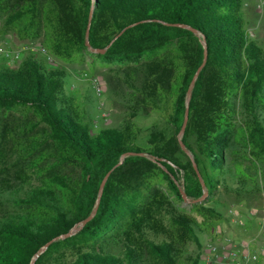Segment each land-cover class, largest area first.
<instances>
[{
    "label": "trees",
    "instance_id": "16d2710c",
    "mask_svg": "<svg viewBox=\"0 0 264 264\" xmlns=\"http://www.w3.org/2000/svg\"><path fill=\"white\" fill-rule=\"evenodd\" d=\"M242 7L243 0H0V35L38 43L53 59L33 51L17 67L0 61V109L24 108L35 118L17 138L37 177L43 176L45 143H51L54 165L63 171L45 169L49 175L22 195L8 183V189L0 185V197L10 195L17 206L27 205L23 212L0 214V264H197V259L182 261L180 248L198 243L199 232H210L220 222L219 213L196 203L192 212L204 219L197 223L178 213L170 199L182 203L181 188L190 200L204 189L212 197L233 173L248 178L239 157L254 167L264 163V48L247 32ZM91 9L88 42L104 53L85 45ZM203 43L207 60L191 91L182 141L204 187L189 158L183 162L174 156L173 143L180 149L175 138L137 146L135 123L91 136L77 121L75 88L63 93V84L80 77L88 58L91 70L96 64L110 67L108 72L140 94L143 105L178 134ZM92 121L89 117L93 129ZM2 152L0 175L8 169ZM128 152L159 162L124 158L109 175L95 215L66 236L91 214L103 177ZM162 216L170 228L162 227ZM158 226L166 238L147 239ZM118 234L124 240L122 255L97 247L99 239Z\"/></svg>",
    "mask_w": 264,
    "mask_h": 264
},
{
    "label": "rangeland",
    "instance_id": "374dc122",
    "mask_svg": "<svg viewBox=\"0 0 264 264\" xmlns=\"http://www.w3.org/2000/svg\"><path fill=\"white\" fill-rule=\"evenodd\" d=\"M242 18L245 28L250 33L252 39L264 48V0H243ZM0 43L19 45L30 42L20 41L10 34H7L5 36L0 35ZM24 57L25 55L14 62L16 67L20 65ZM88 63L89 59L87 58L86 63L84 66H81V69L100 77L104 88L102 100L108 112L107 125L99 130H93L91 128L89 117L97 115L98 99L85 84L71 79L69 83L63 84L62 90L64 94L68 95L72 91L71 85H75L73 95L77 102L76 118L83 128L89 130L91 136L98 134L101 129H123L125 126L130 128L132 127V123H135L140 130L135 140L137 146L147 148L157 142V140L160 142L163 139H178V134L174 133L173 127L162 119L158 112L143 105L140 94L130 89L121 78L108 72L110 67L96 64L95 69L91 70ZM69 67L73 70L77 69L76 66ZM237 116L238 119L243 118L241 107L238 108ZM34 119L32 113L24 108L11 111L0 109V149L3 151L1 162L8 168L4 172L5 174L0 175V185L3 184V188L8 189V185L5 184L8 183L11 188L18 190L20 195L26 193L24 190L29 189L31 185L41 184L42 178L49 175L45 169H49L50 173L55 174L63 172L60 169L61 167H55L54 165V159L51 156V143H45L43 145L42 150L44 152H41L40 155L43 159L40 164L43 169V176L37 177L35 169L30 167L31 165L27 161L25 152L23 151L24 147H22V142H19L17 137L20 136L19 131L21 127ZM43 128L44 125L40 124L37 130L40 132ZM172 151L174 156L180 161L184 162L189 158L181 148L177 149L174 143ZM237 159L242 161L245 172L249 174V177L243 178L233 173L229 177L226 185L220 187L214 196L209 197L207 194L202 203L218 211L220 222L210 232L206 230L199 232L198 243L190 241L180 248L182 261L188 263L191 260L197 259V264H205L203 256L206 252V245L218 242L220 238L227 236L236 243L246 242L252 251L258 253L257 262L249 264H264V181L260 179V174L264 176V163L257 164L254 167L250 160H245L240 157ZM179 177L182 181L181 174ZM4 197L6 196L0 197V200L3 199L0 203V214L6 211L23 212V210L27 209L26 204L17 206L13 203L10 195H7V200ZM170 203L175 206L178 213L184 212L194 218L197 223L203 222L204 219L202 217L192 212V206L196 203H193L190 199L182 203H177L170 199ZM230 208L237 215L243 217L242 225L238 224L229 215L228 210ZM168 209L172 210L170 207ZM248 211H252L253 215H249ZM160 222L164 229L170 228L169 221L164 216L161 217ZM78 231H73V234ZM157 231V233L149 231L147 239L157 242L162 240V238H166L161 227L158 226ZM106 237L99 239L97 247L101 248L104 252L122 255L124 246L122 235L118 234L109 238ZM144 257L146 256L144 255ZM210 264H219V262H211Z\"/></svg>",
    "mask_w": 264,
    "mask_h": 264
},
{
    "label": "built area",
    "instance_id": "2783aa9c",
    "mask_svg": "<svg viewBox=\"0 0 264 264\" xmlns=\"http://www.w3.org/2000/svg\"><path fill=\"white\" fill-rule=\"evenodd\" d=\"M33 51L45 55L49 62L53 61L46 49L38 43H21L19 45H6L0 43V61L5 62L7 65H11L27 53ZM75 80L85 84L98 99V113L93 117L92 121L93 129L97 130L102 126H106L108 123V112L102 100L104 88L100 77L96 74L83 71L80 77H77ZM71 88H75V85L72 84ZM228 213L238 224H243V217L237 215L232 208L228 210ZM248 214L253 215V212L248 211ZM203 260L205 264H210L211 262H219V264H249L257 262L258 253L252 251L246 242L236 243L231 238L223 236L218 242L206 245V252L203 256Z\"/></svg>",
    "mask_w": 264,
    "mask_h": 264
},
{
    "label": "water",
    "instance_id": "95a60500",
    "mask_svg": "<svg viewBox=\"0 0 264 264\" xmlns=\"http://www.w3.org/2000/svg\"><path fill=\"white\" fill-rule=\"evenodd\" d=\"M91 18H92V9L90 10L89 12V17H88V24H87V28H86V33H85V45L86 47L94 52V53H104V50H93L91 47H90V44L88 42V33H89V25H90V22H91ZM135 24H131L127 27H125L124 29H122L115 37L114 39L109 43V45L107 46V48L113 43V41L118 38L127 28H130L132 26H134ZM189 30L191 32H195L193 29L189 28ZM206 60H207V49H206V45L203 43V60L200 64V66L197 68L194 76H193V79L191 81V84L187 90V96H186V106H185V112H184V119H183V123H182V126L178 132V144L181 148V150L189 157L190 161H191V164H192V167H193V170L198 178V180L200 181L202 187H204L203 185V180L201 178V175L198 171V168H197V165L196 163L194 162V159H193V156L191 154V152L186 148L185 144L183 143L182 141V136H183V133L185 131V128H186V125H187V122H188V114H189V108H188V104H189V100H190V97H191V91H192V88L194 86V83L200 73V71L203 69V67L205 66V63H206ZM128 156H145V157H149L147 154H144V153H133V152H128V153H125L123 154L120 159H119V162L110 170L106 173V175L103 177L100 185H99V189H98V194H97V198H96V204L91 212V214L80 224H77L73 227L72 231H70L68 234H66V236H70L73 234V231L75 230H80L82 228L83 225H85L90 219H92V217L95 215L96 211H97V207H98V204H99V201L101 199V196H102V192H103V188H104V185L109 177V175L112 173V171L117 167L119 166L124 158L128 157ZM150 159L152 161H155V162H159L157 159L153 158V157H150ZM180 193L182 195V199L183 201H186L188 200V198L186 197L184 191L181 189L180 190ZM207 196V191L204 189L203 190V194L201 195V197H199L198 199H195V200H191L193 203H200L202 202ZM43 250H41L42 252ZM33 264V262H32Z\"/></svg>",
    "mask_w": 264,
    "mask_h": 264
}]
</instances>
